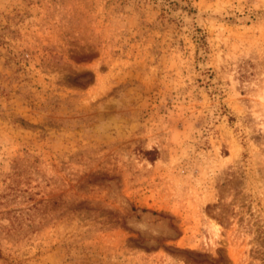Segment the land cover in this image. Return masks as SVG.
I'll use <instances>...</instances> for the list:
<instances>
[{
    "label": "rangeland",
    "instance_id": "1",
    "mask_svg": "<svg viewBox=\"0 0 264 264\" xmlns=\"http://www.w3.org/2000/svg\"><path fill=\"white\" fill-rule=\"evenodd\" d=\"M0 264H264V0H0Z\"/></svg>",
    "mask_w": 264,
    "mask_h": 264
}]
</instances>
